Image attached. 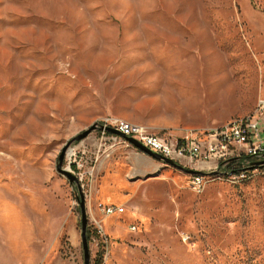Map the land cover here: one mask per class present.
<instances>
[{"label":"rangeland","instance_id":"obj_1","mask_svg":"<svg viewBox=\"0 0 264 264\" xmlns=\"http://www.w3.org/2000/svg\"><path fill=\"white\" fill-rule=\"evenodd\" d=\"M259 96L264 0H0V264H83L80 192L87 229L102 227L89 264H264V167L218 164L199 191L156 169L112 216L90 181L110 133L68 146L80 191L56 170L104 117L210 129Z\"/></svg>","mask_w":264,"mask_h":264},{"label":"built area","instance_id":"obj_2","mask_svg":"<svg viewBox=\"0 0 264 264\" xmlns=\"http://www.w3.org/2000/svg\"><path fill=\"white\" fill-rule=\"evenodd\" d=\"M104 127H112L124 136H129L140 142L148 150L160 154L165 158L182 163L183 159L190 162H211L214 167L206 174L189 175V186L199 191L210 180V177L220 173V167L238 163L247 168H258L264 166H253L250 162L264 159V97L259 96L251 113L238 116L218 127L210 129H162L152 132L143 124L128 121L120 117H104L100 122ZM102 134L105 130H98ZM118 137L123 143L130 145L123 137L111 134L108 137L109 146L118 142ZM102 143V142H101ZM68 169L75 174L79 180L82 174L70 169L75 161V153H67ZM72 160V161H71ZM78 168V167H77ZM245 169V168H244ZM235 171V170H232ZM239 171V170H237ZM215 172V173H214ZM91 174V173H90ZM230 174V173H229ZM244 177V170L235 176ZM97 209L104 215L111 216L123 212L122 205L97 203ZM134 229V227H132ZM102 234L101 225L97 224L92 234Z\"/></svg>","mask_w":264,"mask_h":264},{"label":"crops","instance_id":"obj_3","mask_svg":"<svg viewBox=\"0 0 264 264\" xmlns=\"http://www.w3.org/2000/svg\"><path fill=\"white\" fill-rule=\"evenodd\" d=\"M104 145L101 143L99 147H104ZM99 150H102V152L100 154L97 153L94 159L101 161L99 170L104 169L106 171H104L105 174L100 178L99 184L96 183L92 175L90 181L91 184L94 183L95 189L97 185L99 186V189L94 192L95 198L107 204L131 202L140 187V182L142 181L140 178L147 177L148 173L156 169H160L159 176L164 177L171 168L149 154L119 141L113 146L108 145L102 149L99 148ZM182 163L186 167L196 168L190 165L191 162L188 159H183ZM200 166L203 169H196L207 172L214 167V164L208 162L206 164H200ZM111 220L116 221V218H112Z\"/></svg>","mask_w":264,"mask_h":264},{"label":"water","instance_id":"obj_4","mask_svg":"<svg viewBox=\"0 0 264 264\" xmlns=\"http://www.w3.org/2000/svg\"><path fill=\"white\" fill-rule=\"evenodd\" d=\"M94 130H105L106 132H109L111 134L120 135L127 142H129V144H131L136 149H139L142 152L149 154L150 156H152L153 158L161 161L163 164H165L167 166H170V167L176 168L178 170H181L182 172H185V173H187L189 175H198V174H206L207 173L205 171L197 170L196 168L185 167L182 164H180L179 162H176V161H174L172 159H169V158H165V157L161 156L160 154L154 153V152L148 150L146 147H144L140 142L136 141L135 139H133V138H131L129 136L122 135L119 131H117L116 129H114L112 127H104L99 122H96V123L91 124L88 128H86L82 132H80L77 135H75L70 140H68L63 145V147L61 148V151H60V153L58 155V162L56 164V170L59 173H61L64 176H66L67 180L70 183H75L78 186V190L79 191H80V189H79L80 188V184L78 182V178L70 170H68L67 168H64L62 166V163H63V160L65 158V154H66L68 146L73 141L82 140L83 138H85L88 134H90ZM250 163H252V167L253 166H264V159L258 160V161H255V162H250ZM78 204H79L80 213H81V233H80V236H81V246H82V252H83V264H89L90 263V252H89L88 240H87V237H86L87 216H86V210H85V200H84V197H83L81 192H80V195L78 197Z\"/></svg>","mask_w":264,"mask_h":264},{"label":"trees","instance_id":"obj_5","mask_svg":"<svg viewBox=\"0 0 264 264\" xmlns=\"http://www.w3.org/2000/svg\"><path fill=\"white\" fill-rule=\"evenodd\" d=\"M108 134H109V132H107ZM92 235V233H91V230L88 228V229H86V237H87V240H90V236ZM99 253V255H98V257H97V259L94 261V263L93 264H101V255H102V252H98Z\"/></svg>","mask_w":264,"mask_h":264}]
</instances>
